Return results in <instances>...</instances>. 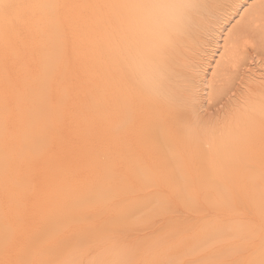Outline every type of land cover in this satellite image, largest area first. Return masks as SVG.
I'll use <instances>...</instances> for the list:
<instances>
[{"label":"bare ground","instance_id":"obj_1","mask_svg":"<svg viewBox=\"0 0 264 264\" xmlns=\"http://www.w3.org/2000/svg\"><path fill=\"white\" fill-rule=\"evenodd\" d=\"M233 1L247 0H0V207L56 217L10 228L0 209V264L38 249L28 264H88L89 239L106 264H264V83L240 78L254 60L239 56L243 28L206 83L219 122L195 105L207 85L191 87ZM177 202L206 219L156 227ZM236 247L249 250L232 258ZM213 254L226 259L187 262Z\"/></svg>","mask_w":264,"mask_h":264},{"label":"rangeland","instance_id":"obj_2","mask_svg":"<svg viewBox=\"0 0 264 264\" xmlns=\"http://www.w3.org/2000/svg\"><path fill=\"white\" fill-rule=\"evenodd\" d=\"M261 1H263V0H247L246 2H243V3H241V1H238V2L237 1H233L232 2V6L229 4L226 7H224V13H227V14H225V16H222V17L220 16V18H222V21H220V25H217L215 27L219 32L216 31L217 32L216 33L214 31H212L211 33H213V34L216 33V34L212 38L213 34L210 33V37L211 38L210 37L208 38V39H210L208 45H211V46H208V48H207V51L210 50L209 53L208 52L204 53L206 55H204V58H203L202 62H203V64L205 63V65H202L203 68L201 66V68L198 69L199 71L196 70L199 73L198 72L194 73L195 76L192 79V84L191 85H194L195 83H197L199 81H200V83H197V84L198 85L200 84V85L197 86V84H196L194 86H191V87H193L192 88V92L193 93H194V90H195L196 95H197L199 92H201L205 88V86L207 85L206 83H208L209 79L211 78L210 76H212V73H213L214 68H215L214 66H216V64H217V62H218V60L220 58V54L223 52L222 48H223V45H224V40H225L224 38H225L226 34L228 32H230V31H232V33L233 32L235 33L236 32L235 30L237 29V27L238 28H243V30H244V33L238 39V41H239L238 44H239V48H240L239 56L241 57V56L252 55L253 58H254L253 61H248L249 63H247L246 65H240V68H239V70H241L240 78L242 80L246 78V79H249V80L251 79L254 82H256V81L260 82L261 81L260 83H264V55H263V60L262 59H257V57H254L256 55H253V51H252L255 44H260L261 43L260 45H263V48H264V9L263 10H261L262 8L260 9V13H259L260 17H259L258 22L257 23H253V22L250 23V27L249 28L246 27V25H248L247 24L248 22L245 25V22H246L245 18H247V16L245 18H241L242 14H247L248 15V13L252 9V7L257 5ZM228 14H229V16H228ZM254 24H255V26H254ZM256 26L259 27V30H255ZM233 27H234V30H233ZM213 39L216 42H214ZM251 52H252V54H251ZM230 66L234 70V66L233 65H230ZM229 73L233 74V71H230ZM200 76H202V77H200ZM205 76H207V77H205ZM202 84L204 85V87H203ZM207 86L203 90L202 93H199L201 96L198 95V97H197L195 94H193L194 97L196 96L194 98V99H196L195 105L198 104L196 107H198V109L200 108L199 109L200 111H201V109L203 107V105H201V103H203V102L205 103V104L203 103L204 104V108L202 109L201 112H199L198 109H196V110H198V112L201 113L202 115H205V114L209 113L207 115L211 116V118H212V116H214L213 118H216L218 116L221 117L223 115H222V113L219 110L223 109L221 107L222 105H217L216 103L211 102L210 100H208L209 99V94H210V88H209V86L208 87ZM199 96L201 97V99H200ZM203 97L204 98L207 97V99H203ZM197 99H199L201 101H199V100L197 101ZM208 103H210V104L208 105ZM212 103H213V105H211ZM205 106H206V108H205ZM205 110H206V112L207 111L208 112L204 113ZM213 120L214 121L217 120L219 122L218 118L213 119ZM144 193H156V192H154V191H152L150 189L149 191H146ZM153 197H155V196H153ZM153 197H149V198H153ZM42 208L43 207H40V206L37 207V206H32V205H6L4 207H0V209H6V210H10L11 211L10 213L8 212L9 214L7 213L8 214V215H6L7 217H4V220L6 221V224H7L8 227L11 228V226H12L13 228H27V229H32V230L38 229V231H42L43 229H48V227H47L48 225L52 227L51 224L54 222L53 218H56L55 215H47V216H45V214H40L39 213V214H35L34 215V214L30 213L31 211H35L37 209H42ZM150 209L152 210L150 204H148L143 209L142 212L143 213L150 212L151 211ZM15 210L18 211V212H16ZM174 210H175V212L172 213V214L155 215L153 217V219L155 221V226L158 227L159 229L164 228L166 219L169 216L176 217V218L182 220L181 222H184L186 220H192V221L200 222L203 219H206V217L204 216L203 212H197L196 211V212L192 213L191 209H188L187 206H183L181 204L178 205V202L176 203V206H175ZM63 223H64V224H62L63 226H65V225L68 226L69 225L67 223V221L66 222L64 221ZM136 225H138V224H136ZM135 227H137V228H135L133 231L131 230L129 233H131L133 237H137L138 236L140 240H146L147 238H144L143 236L145 234L150 233L149 230H150L151 227H148V228L147 227L139 228L141 226H135ZM148 235H151V234H148ZM129 237H131V236H129ZM129 237H127V239L124 238L121 242H123L125 244H129ZM83 243H85V241ZM78 244L80 245L81 243H78ZM98 244H99V242H96L95 239H89L87 241V245H86L87 249H86L84 254L86 255L85 256L86 257V261L85 262H88V264H89V262H90V264H106V262H107L106 253H107L108 250L104 246H101V247L98 246ZM241 250H242V252H241ZM248 250H249V248L244 251L243 249H240V248L236 247V249H234L233 252L231 253V255L233 256L232 258H239L241 256V253L243 254L244 252H246ZM38 252H39V249L34 251V252H32L31 255H29V258L26 257L28 260L26 261L25 264H28L32 260L40 259V258L37 257L38 256ZM70 255H72V254H69V256ZM66 259H68V257ZM223 259H226V258H224L221 255L213 254L211 256H204V257H201V258L200 257H194V258L191 259V261H187V262L188 263L189 262H191V263H193V262L194 263H201L203 261L219 262V261H221ZM188 260H190V259H188ZM38 264H66V260L64 259V257H61V258L57 259V261H55V262H53V261H49V262L40 261ZM85 264H87V263H85Z\"/></svg>","mask_w":264,"mask_h":264}]
</instances>
